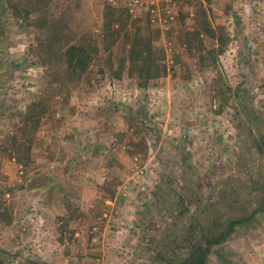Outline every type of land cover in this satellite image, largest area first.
Returning <instances> with one entry per match:
<instances>
[{"label": "rangeland", "instance_id": "obj_1", "mask_svg": "<svg viewBox=\"0 0 264 264\" xmlns=\"http://www.w3.org/2000/svg\"><path fill=\"white\" fill-rule=\"evenodd\" d=\"M48 1L0 0V264H181L209 244L205 264H264V0ZM106 4L157 19L145 86L124 37L97 35ZM205 23L214 39L193 33ZM89 34L73 76L63 49ZM66 160L90 187L58 189Z\"/></svg>", "mask_w": 264, "mask_h": 264}, {"label": "trees", "instance_id": "obj_2", "mask_svg": "<svg viewBox=\"0 0 264 264\" xmlns=\"http://www.w3.org/2000/svg\"><path fill=\"white\" fill-rule=\"evenodd\" d=\"M40 1L43 3L49 2L48 0ZM31 2L33 3L29 5ZM37 2L38 0H29L28 2V6L33 7L34 12L39 11V9H35V4H37ZM60 22H62L61 18L53 20V26ZM199 24H201V22L198 21L197 26H199ZM43 28H45L44 24L39 29L43 30ZM192 31L198 37L204 33L212 39L215 38V32L212 31L206 23L200 31H196L195 29ZM97 35L101 39V42L107 45V48L116 44L122 36L124 37L128 46L127 59L129 66L127 72L129 76L136 77L140 87L145 86L149 80L156 79L161 75L158 59L152 45L153 29L151 28L150 21L146 17H141L140 20L132 19L126 9L115 8L106 4L103 8L102 23ZM96 37V35L94 36L92 34L83 35L75 44L68 45L63 49L66 68L73 76H79L86 72L93 54L97 52ZM60 43L61 40L58 39L53 40V44L50 45L53 47ZM219 45L218 49L220 48V50L217 51L221 52L222 45L220 43ZM62 46L63 45H61V48ZM58 52H60V50ZM59 54L60 56L62 55L61 52ZM37 108H39L40 112L35 111ZM44 111V103H32L28 108L27 114L23 118L24 125L25 123H30L28 129L36 130ZM231 230L232 228H229L226 234H229ZM222 240L223 236H219L212 240L211 243L219 244ZM209 246L210 244L204 248L201 245L192 246V249L181 264H205Z\"/></svg>", "mask_w": 264, "mask_h": 264}, {"label": "crops", "instance_id": "obj_3", "mask_svg": "<svg viewBox=\"0 0 264 264\" xmlns=\"http://www.w3.org/2000/svg\"><path fill=\"white\" fill-rule=\"evenodd\" d=\"M83 124H84V121L82 123H76V124L73 123V124H71V126L73 128L70 127V125H69V133H70V135L68 136V138L69 139L77 138V139H75V140L66 139L63 144H65L67 146L70 143L69 141H71L74 146L76 144L80 145L81 144L80 142L83 141L81 139V135L82 134L88 135L90 133L89 128H93V126H94V125H92V121L91 122L89 121L88 123L86 122V124H84V125ZM83 126L87 127L86 131H84V129H83L84 127ZM62 132H63V130H62ZM60 134H61V132L60 133L59 132H54V131H51L49 129L42 130V132L40 134L41 141H52L53 140V141H56L58 143H62L63 139L60 137ZM57 138H58V140H57ZM84 140H87V137H85ZM77 153H79V152H77ZM41 158L42 159H40V160H42V161L46 160V159H44V157H41ZM61 159L65 160V158H61ZM68 159L69 158L67 157V160ZM67 160L64 162L65 166H63V170H62L61 174L59 175L60 179L56 183L58 185V187H59L58 189L59 190H63V191H68V190H70V188H73L74 190L79 189V190L82 191L83 189H85V187H88V186L90 187L88 182H82V181H79L77 179V176H79L78 175L79 173H75L73 169H70V164L68 163ZM47 164H51L50 161H47ZM57 169L58 168L55 169V173H56ZM45 170L48 171V169H45ZM55 173L54 174L52 173V175H55Z\"/></svg>", "mask_w": 264, "mask_h": 264}, {"label": "built area", "instance_id": "obj_4", "mask_svg": "<svg viewBox=\"0 0 264 264\" xmlns=\"http://www.w3.org/2000/svg\"><path fill=\"white\" fill-rule=\"evenodd\" d=\"M152 17H154V16H150V22L151 23H156L157 22V19H154V18H152ZM163 26H165V24H167L166 23V21H163V23H161Z\"/></svg>", "mask_w": 264, "mask_h": 264}]
</instances>
